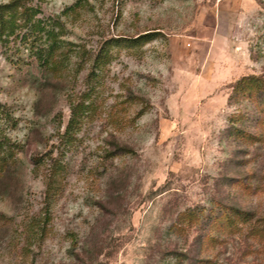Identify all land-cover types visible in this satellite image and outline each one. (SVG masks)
Segmentation results:
<instances>
[{
    "label": "rangeland",
    "instance_id": "obj_1",
    "mask_svg": "<svg viewBox=\"0 0 264 264\" xmlns=\"http://www.w3.org/2000/svg\"><path fill=\"white\" fill-rule=\"evenodd\" d=\"M25 6L0 25V264H264V85L234 89L264 80V0Z\"/></svg>",
    "mask_w": 264,
    "mask_h": 264
},
{
    "label": "trees",
    "instance_id": "obj_2",
    "mask_svg": "<svg viewBox=\"0 0 264 264\" xmlns=\"http://www.w3.org/2000/svg\"><path fill=\"white\" fill-rule=\"evenodd\" d=\"M25 1L26 0H7V2L5 3H0V25H2L5 22L3 20L5 16H9L11 20H13L14 18L16 19L18 17L17 14L18 15L20 14V16L22 17L26 16L27 8L25 6ZM152 33L153 32H147V33L141 34L138 36V38H143L142 36H150ZM251 81L253 82V85L259 90L261 86L264 85L263 79L255 78L253 76H250V77L246 76V77H241L235 82L234 89L235 90H239V88L242 89L243 85L246 86V83L251 82ZM230 211L231 213L241 216V219H243L244 222L245 221L248 222L250 220V217H249L250 214L248 212H241L236 209H230ZM230 211L225 212V215L228 218H229L228 214Z\"/></svg>",
    "mask_w": 264,
    "mask_h": 264
}]
</instances>
